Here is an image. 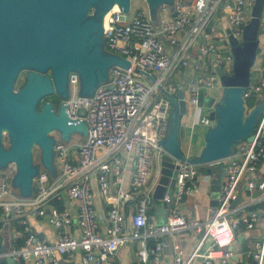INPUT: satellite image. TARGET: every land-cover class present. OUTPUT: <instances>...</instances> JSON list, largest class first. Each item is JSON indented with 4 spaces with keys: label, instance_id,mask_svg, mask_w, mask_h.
Here are the masks:
<instances>
[{
    "label": "built area",
    "instance_id": "obj_1",
    "mask_svg": "<svg viewBox=\"0 0 264 264\" xmlns=\"http://www.w3.org/2000/svg\"><path fill=\"white\" fill-rule=\"evenodd\" d=\"M253 3L254 0H176L172 10L166 3L160 5L156 22L149 10L131 12L129 8L123 12L119 8L109 12L103 28V48L129 64L111 66L108 79L91 94H79L78 74L69 73L65 113L70 121L83 120L86 133L80 141L55 140V177L40 168L33 177V194L25 197L11 183L15 163L9 162V167L1 172L0 219H13L20 224L11 232L9 245L0 247L1 259L60 264L63 256L80 250L83 264H111L113 253L137 240L139 259L159 264L167 244L163 237L189 230L191 236L199 237L193 256H200L204 264L231 263L237 228L254 227L259 216L264 222V178L255 176L257 165L264 158V110L253 139L239 140L223 159L189 163L170 155L179 165L171 193L164 192L160 198L168 205L166 219L156 222L149 211L156 200L153 191L166 152L159 140L172 107L162 88L172 94L182 90L186 106L187 102L193 105L192 125H211V107L201 104L199 98L205 94L217 98L209 92L221 88L215 67L229 73L233 63L230 50L221 53L215 45L212 19L221 8L220 17L226 22L224 33L240 40ZM260 22L263 24L264 16ZM263 89L264 79L248 86V91L256 94ZM205 105L210 108L208 113L203 111ZM80 109H84L83 115ZM183 124L186 125L181 117L180 126ZM128 159L132 160V171L125 188L123 170ZM219 164L223 174L213 212L205 218L184 215L181 200L198 188V176H206L207 187L211 185L212 173H201V169ZM93 181L102 195L115 192L116 201L104 212L96 209ZM241 181L246 190H257L260 195L241 198L232 205L241 196ZM60 200L59 205L56 202ZM255 202L260 204L254 205ZM30 215L45 217L57 230L54 239L40 237L28 222ZM71 227L77 232H72ZM203 235L210 238V244L199 251ZM150 238L154 242L149 246ZM172 248L174 264H184L178 244L173 243ZM252 262L264 264V224L251 258L244 264Z\"/></svg>",
    "mask_w": 264,
    "mask_h": 264
},
{
    "label": "water",
    "instance_id": "obj_2",
    "mask_svg": "<svg viewBox=\"0 0 264 264\" xmlns=\"http://www.w3.org/2000/svg\"><path fill=\"white\" fill-rule=\"evenodd\" d=\"M97 1L100 6L96 15L87 16ZM114 1L119 3L121 11H129L131 0H0V137L4 128L9 133V145L0 144V166L15 163L11 183L19 187L21 196L32 194L33 177L39 169L31 160L33 141L41 147L42 164L52 170L55 140L46 131L59 130L61 138L67 140L74 131L86 133L83 120L70 121L65 113L69 73L78 74L79 94H91L99 83L108 79L111 66L129 64L125 58L103 48L100 16ZM172 1L145 0L151 19L159 4ZM263 4L264 0H254L240 40L232 34L228 36L232 69L226 73L220 66L215 67L221 92L217 98L204 96L205 103L211 107L209 117L213 123L205 130L199 153L186 156L180 146L181 117L187 108L182 90L172 94L162 88L172 107L165 133L159 140L166 152L153 191L155 199L162 198L164 192L170 194L174 186L179 164L170 155L189 163L209 162L230 155L239 140L253 139L254 128L264 110V99L247 108L244 95L250 84L251 66L261 48L258 34L263 31L260 22ZM24 67L31 70L24 84L14 90L13 80ZM52 93L61 98L58 109L44 101L37 110V103ZM79 113L83 115L84 109ZM205 172L212 173L210 189L217 192L223 174L221 164L202 168L201 173ZM216 195L211 201L214 205L218 203ZM240 200L238 195L231 204ZM6 260L14 261L12 257Z\"/></svg>",
    "mask_w": 264,
    "mask_h": 264
},
{
    "label": "crops",
    "instance_id": "obj_3",
    "mask_svg": "<svg viewBox=\"0 0 264 264\" xmlns=\"http://www.w3.org/2000/svg\"><path fill=\"white\" fill-rule=\"evenodd\" d=\"M175 1L176 0H173L171 4H173ZM167 4L168 3H166V7L169 9ZM160 5L163 4L161 3L157 6L153 17L154 19H152L154 22H156V19L159 15ZM130 8H131V3H130ZM146 8L147 10H149L147 3H146ZM141 10L145 11L144 9ZM217 14L218 15L214 16L212 19V22L215 25V32L211 36L215 42V45L217 46V49L221 53H226L230 50V46L229 43L227 42L228 37L224 33L226 29V22L223 18H221L223 14V10L219 8ZM262 16H264V4L261 13V17ZM261 26L263 28V31L262 33L258 34L259 45L261 48L260 51L257 52L254 62L250 69V85L257 83L260 79H264V22L263 24H261ZM249 94L250 95L254 94L259 99V101L264 99V89L257 94L252 91H247L244 97ZM182 126H180V130ZM54 130L55 131L51 136H53L54 138L61 137L60 131L56 129ZM71 138H73V133L70 134V137L67 141L74 140ZM83 138H84V134H83ZM52 163H53L52 170L49 169V171L46 170V167L42 163L41 166L38 167L39 169L42 168L46 170L51 178L55 177L57 174V168L54 162ZM8 167H9V162L5 165L0 166V174L2 171H5ZM131 171H132V160L128 159L125 168L123 170V186L125 188L128 186ZM255 176L257 178H264V158L261 161H259ZM198 180H199L198 188L191 191V193L185 195L183 200H181L180 210L186 216L205 218L206 216L210 215L215 208L214 207L215 205L212 204L211 201L212 198L215 196L216 192L213 193L210 187L209 188L207 187L206 176L205 177L198 176ZM32 187H33L32 190V194H33L34 191L33 182H32ZM239 187L242 196L241 198L243 200H248L246 199L247 196L253 198L260 195V192L257 190L256 191L246 190L244 181H241L239 183ZM15 191L20 194V189L18 186H15ZM93 191L95 196V206L98 211L101 212L106 211L116 201V195L114 191L106 196L102 195L98 191L95 181H93ZM56 203L60 205L62 202L60 200ZM255 204H260V203L255 202L254 205ZM254 205H252L251 207H253ZM149 213L152 215L154 221L163 222L166 219V215L168 213V205L165 204L161 199H156L152 207L150 208ZM28 222L31 228L40 237L46 238L48 240H52L57 234V230L47 222L45 217L30 215L28 217ZM263 224L264 222L261 216H259V219L254 227L247 229L241 225L237 228L236 238L233 240L231 245L233 256L230 264H244L247 260L251 258L252 252L256 248V241L261 236ZM18 228H20V224H18L15 220L0 219V247H5L6 245H9V241H10L9 237L11 232ZM70 229L74 233L77 232L76 230L74 231L75 229L74 227H71ZM163 238L166 239L167 244L162 249L161 259L159 264H174V251L172 248L173 243L178 244L179 248L182 250V259L184 264H204L203 259L200 256H193L191 254L195 249L199 239V237L197 239L196 237L191 236V231L185 230L172 234H166ZM151 239L148 240L149 246L152 245L154 241L153 238ZM138 244L139 243L137 240H132L128 242L125 246L121 247L116 253H113L111 255V259H112L111 264H151L149 262L144 263L139 259L137 253ZM209 244H210V238L208 236L203 235L201 244L199 245V251H203L206 247H208ZM0 260H4L5 261L4 264H32L30 261L7 262L6 258L5 259L0 258ZM60 264H83L82 252L80 250H76L73 251L71 254L63 256Z\"/></svg>",
    "mask_w": 264,
    "mask_h": 264
},
{
    "label": "rangeland",
    "instance_id": "obj_4",
    "mask_svg": "<svg viewBox=\"0 0 264 264\" xmlns=\"http://www.w3.org/2000/svg\"><path fill=\"white\" fill-rule=\"evenodd\" d=\"M167 5L169 9L173 8V4L169 3ZM99 6H100V1L94 2L90 7V9L88 10L87 16H95L96 10L97 8H99ZM141 9H144L145 11L147 10L146 3L144 0H131V12H135ZM126 17L128 18L129 14H127ZM30 70L31 67H24L19 69L15 79L13 80L14 90H17L24 84V82L26 81L27 74ZM209 92L215 95L216 97H218L221 92V88H217L215 90L211 89L209 90ZM184 95L188 98V93L185 92ZM47 99H49V97L44 96V98H42V100L38 102L39 104L37 105V110L41 107L44 101H47ZM60 102H61V98H58V102H56L55 110L58 109ZM199 102L201 104L205 103L203 96H200ZM192 109H193V105L187 102L186 112L182 116V122L186 123V125H183L180 130V146L182 151L187 155H193L199 153L201 147L204 144V133L207 128V126L205 125H198V124L192 125V122L194 120ZM209 109H210L209 106L205 105L203 108L204 113H208ZM54 131H55L54 129H50L47 130L46 132L49 133L50 135H53ZM71 139H76L80 141L83 139V133L79 131H74L73 138ZM54 140H63L64 142L67 141V139H63L61 137H55ZM0 144H2L3 146L9 145V133L6 128H4L1 132ZM30 153H31L32 164L41 166L42 163L41 147L36 141H33L31 143ZM46 170L49 171V168L46 167Z\"/></svg>",
    "mask_w": 264,
    "mask_h": 264
},
{
    "label": "bare ground",
    "instance_id": "obj_5",
    "mask_svg": "<svg viewBox=\"0 0 264 264\" xmlns=\"http://www.w3.org/2000/svg\"><path fill=\"white\" fill-rule=\"evenodd\" d=\"M113 9H119V3L117 1H114L109 8L103 10V13L100 16V23L102 28L106 26L107 16Z\"/></svg>",
    "mask_w": 264,
    "mask_h": 264
},
{
    "label": "trees",
    "instance_id": "obj_6",
    "mask_svg": "<svg viewBox=\"0 0 264 264\" xmlns=\"http://www.w3.org/2000/svg\"><path fill=\"white\" fill-rule=\"evenodd\" d=\"M44 98V97H43ZM57 102H58V98H60L58 95L55 96ZM259 99L254 95V94H249L247 96H245V104L247 106V108H249L250 106H252L253 104H255L256 102H258ZM39 103H37L38 105ZM254 207V206H253ZM151 239V238H150ZM152 240V239H151ZM154 242V241H153ZM5 261L4 260H0V264H4Z\"/></svg>",
    "mask_w": 264,
    "mask_h": 264
},
{
    "label": "flooded vegetation",
    "instance_id": "obj_7",
    "mask_svg": "<svg viewBox=\"0 0 264 264\" xmlns=\"http://www.w3.org/2000/svg\"><path fill=\"white\" fill-rule=\"evenodd\" d=\"M49 97V99H47V101H49V102H51L52 103V105H53V109H56V102H57V100H56V98H55V96H56V94L55 93H52V94H48V95H46V97ZM4 146H8V145H4Z\"/></svg>",
    "mask_w": 264,
    "mask_h": 264
}]
</instances>
